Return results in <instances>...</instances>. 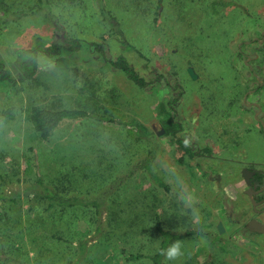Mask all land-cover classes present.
I'll return each instance as SVG.
<instances>
[{
  "label": "rangeland",
  "instance_id": "rangeland-1",
  "mask_svg": "<svg viewBox=\"0 0 264 264\" xmlns=\"http://www.w3.org/2000/svg\"><path fill=\"white\" fill-rule=\"evenodd\" d=\"M95 1L0 0V62L12 76L30 64L18 48L81 41L61 48L67 66L40 51L37 80H0V264H152L162 239L156 216L164 230L191 232L167 244L161 264H264V233L246 226L264 211L254 212L242 175L264 179V0H104L118 20L112 30ZM215 1L224 3L216 11ZM95 43L108 58L123 55L147 85ZM37 105L116 121L65 119L43 139L31 118ZM127 120L139 124L135 135ZM149 153L167 189L144 168ZM37 178L94 200L99 217L81 202L41 212ZM176 242L182 255L169 261Z\"/></svg>",
  "mask_w": 264,
  "mask_h": 264
},
{
  "label": "trees",
  "instance_id": "trees-1",
  "mask_svg": "<svg viewBox=\"0 0 264 264\" xmlns=\"http://www.w3.org/2000/svg\"><path fill=\"white\" fill-rule=\"evenodd\" d=\"M104 0H96V6L98 9V12L103 20V22L112 30L118 27V20L115 15L112 14L110 9L106 7ZM224 5V3L219 2H212L211 3V9L216 11L217 9L221 8ZM104 44L95 43L94 46L96 49L101 53L102 58L110 63L113 67H116L120 70H122L125 75L137 86L139 87H145L147 85V81L145 78L140 76L137 71L134 69V67L127 61V59L123 55H118L115 59L108 58L104 52ZM66 47L68 50H79L81 47V41L78 38L74 37H66V43L60 44V43H51L50 45L44 47V48H38L34 47L31 49H24V48H18L16 50V54L19 56L30 54V64H25L23 66V70L20 74H18L16 77L12 76L7 69L4 68V65L2 62H0V80L6 81L11 86H16L20 82H24L26 80H37L36 74L38 70V53L41 51L44 55L53 57L55 60V63L60 66H67L68 61L66 58L60 56L61 48ZM43 84H45L43 82ZM46 85V84H45ZM177 102V97L172 98L170 101H168L169 106L174 109V106ZM31 118L34 124L35 129L37 130L39 136L41 138H48L51 134V132L56 129L59 124L65 120V119H77V118H93V119H106L109 121H116L114 119L105 118L93 111H88L84 109H78V108H49V107H42V106H33L31 108ZM118 122H121L118 120ZM125 125L127 132L134 134V129L137 127L140 128L139 124L135 123L133 120H127L123 122ZM175 126L173 128H169L168 132L171 133L173 136L175 135L176 130L179 129V123L174 121ZM177 141L180 143V146L188 153L190 157H194L196 155L195 152H193L191 146H186L181 143L180 138H177ZM151 160H152V154L149 153L146 157V159L143 161V166L153 179V181L158 184L159 186H163L165 189L168 188V185L162 180L160 176H158L156 173H154L151 169ZM261 177L259 178L260 183L264 182L263 176L260 172ZM258 179V178H257ZM36 184L38 185V188L36 191L33 192V199H35V202L39 204V202L43 203L44 206H41V212L47 211L50 214H55L59 212L60 210L65 209L67 206H75L76 204L86 203L87 205H91L94 207V210H92V217L97 219L100 215L99 206L98 203L93 201L82 200V198L76 196V195H69L66 196L61 193L60 190L57 188H51L49 185H45L43 183V179L37 178ZM5 195L3 192L0 191V201L5 199ZM155 228L160 233L161 240H160V246L158 250L151 256H149L150 260L152 261V264H161V257L162 254L167 246V244L176 239L184 238L187 235H190V231H185L181 233H173L169 230H164L161 227L160 220L158 216L155 217ZM78 247V254H82L85 251V241L79 240L77 243ZM77 254V251L75 252V255ZM140 256V255H135ZM76 259V258H75ZM74 259V260H75ZM78 260V258H77ZM21 264V263H19Z\"/></svg>",
  "mask_w": 264,
  "mask_h": 264
},
{
  "label": "flooded vegetation",
  "instance_id": "flooded-vegetation-1",
  "mask_svg": "<svg viewBox=\"0 0 264 264\" xmlns=\"http://www.w3.org/2000/svg\"><path fill=\"white\" fill-rule=\"evenodd\" d=\"M244 174L249 176L250 184L253 187L252 197L254 198L253 200H254V203L256 204L254 207V212L255 213L263 212L264 208H262L261 206L264 204V196L260 197V195L264 192V182L260 183V181H259V178L261 177L260 172H257L255 170H251L250 172L242 170V175L244 176ZM248 188H249V185H248ZM252 219H254V218H252ZM258 221L264 224V220L263 221L258 220ZM246 226H247V224H246ZM254 232H256V231H254ZM256 233H262V232H256Z\"/></svg>",
  "mask_w": 264,
  "mask_h": 264
},
{
  "label": "water",
  "instance_id": "water-1",
  "mask_svg": "<svg viewBox=\"0 0 264 264\" xmlns=\"http://www.w3.org/2000/svg\"><path fill=\"white\" fill-rule=\"evenodd\" d=\"M188 72L191 75L192 78H195V75L193 74L191 68H188ZM243 171H249L246 168L243 169ZM244 178H245V182L247 185H249L248 190H246L247 194L252 197V193H253V187L250 184V178L249 176H247L246 174H244ZM252 202H254V200L252 199ZM247 227L249 230L251 231H256V232H264V224L259 222L256 219H251L248 223H247ZM218 231L222 232L223 231V227L221 226V224H218Z\"/></svg>",
  "mask_w": 264,
  "mask_h": 264
},
{
  "label": "clouds",
  "instance_id": "clouds-1",
  "mask_svg": "<svg viewBox=\"0 0 264 264\" xmlns=\"http://www.w3.org/2000/svg\"><path fill=\"white\" fill-rule=\"evenodd\" d=\"M181 255H182L181 244L180 242H176L172 244L170 248L167 249L165 258L169 261H173L176 260Z\"/></svg>",
  "mask_w": 264,
  "mask_h": 264
}]
</instances>
